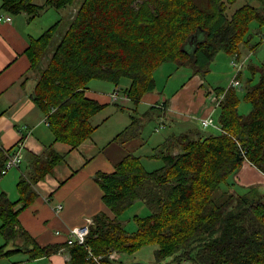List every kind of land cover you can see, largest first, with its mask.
Returning <instances> with one entry per match:
<instances>
[{"label":"trees","instance_id":"16d2710c","mask_svg":"<svg viewBox=\"0 0 264 264\" xmlns=\"http://www.w3.org/2000/svg\"><path fill=\"white\" fill-rule=\"evenodd\" d=\"M74 2L2 0L1 8L34 17ZM258 2H246L229 16L224 0H83L46 63L43 58L60 20L31 41V70L39 71L31 96L46 113L55 139L77 147L93 134L97 125L90 119L105 105L86 94L90 80L118 84L127 76L131 85L124 92L137 101L156 88L154 72L164 62L191 65L195 73H205L219 51L240 55L241 43L250 40L252 20L264 23V0ZM198 32L204 35L191 53L186 45ZM217 90L225 92L217 106L219 133L168 136L157 146L155 155L164 160L157 169H147L140 155L128 153L113 171L96 174L114 216L96 214L84 244L65 240L69 264H126L109 255L133 253L148 244L157 245L156 264H264V194L256 188L243 194L222 189L245 159L264 172V63L259 80L246 85L249 113H240L235 87ZM139 127L134 113L114 140H130ZM174 145L180 146L177 152ZM0 154L5 157L3 150ZM65 158L66 153L46 146L32 174L20 177L19 199L0 192V232L5 239L0 256L25 252L33 259L60 250L59 244H37L18 215L37 196L34 183ZM3 165L4 161L0 177ZM137 200H143L150 212L135 215L137 228L129 231L120 216ZM90 251L102 256L100 263Z\"/></svg>","mask_w":264,"mask_h":264},{"label":"crops","instance_id":"0c3cea01","mask_svg":"<svg viewBox=\"0 0 264 264\" xmlns=\"http://www.w3.org/2000/svg\"><path fill=\"white\" fill-rule=\"evenodd\" d=\"M1 3L2 0H0V15L9 13L1 8ZM51 8H47L45 12H50ZM9 14L10 20H0V150L14 148L19 141L23 142V148L20 165L11 168L0 177V192L5 191L11 199L14 198L12 200H18L19 192H16L13 184L18 183L22 175L32 174L34 161L44 152L46 146L52 145L58 152L66 153L65 160L56 164L42 179L34 183L37 196L19 212L18 217L23 227L40 246L62 245L55 253L33 259L23 252L27 261L33 262L32 264H69L70 252L65 243L64 231L72 226L84 224L86 217H94L100 212L114 216L113 211L103 200L104 192L96 179V174L99 171H113L116 163L126 154L134 153V149L139 144L132 143V138L120 143L114 140L115 134H118L120 129L106 141L96 137V129L99 126L93 121L96 114L90 119L92 124L97 125L95 131L77 147L72 148L70 144L56 140L46 119V113L31 96L38 75L31 77L34 70H31V60L27 53L31 41L55 22L47 27L36 21L39 14L34 17H30L26 12ZM203 35L202 32H198L188 41L186 46L191 53ZM229 56L232 59V55ZM239 56L242 57V54ZM200 75L201 73L193 76L173 98L157 91V88L144 93L135 101V104L149 108L141 115H136L139 125H143L145 120L154 116L160 121L159 125L164 124L161 129L168 124L171 127L172 125L178 127L177 132L170 135L182 132L197 135L207 132L206 128L201 126L199 119L210 113L214 117L217 108L213 109L214 104L208 103L207 97L203 95H201L204 97L203 100L201 97L196 98V95H200V85L204 84ZM100 82L103 81L96 83L97 86L114 87L113 83ZM119 88L122 90V87ZM191 93L193 98L190 99ZM86 94L99 102L107 103L111 100L118 106L122 105L120 102H126L122 99L113 100L109 93L91 90L89 83ZM134 112H137V109ZM130 120L132 122V114ZM196 122L202 128L195 126ZM210 127L221 131L219 123ZM141 141L139 143H142ZM4 160L5 157H1L0 154V163ZM222 185L223 190L235 193L243 194L251 188H256L264 194V172L245 159ZM60 203L63 207L57 213L55 209ZM1 222L0 218V225ZM0 234L1 245L5 239L1 232ZM9 246H13V242ZM18 253L20 252L15 254ZM118 255L120 257L117 252L114 259L118 258ZM0 264L15 263H9L6 261V256H0Z\"/></svg>","mask_w":264,"mask_h":264},{"label":"rangeland","instance_id":"374dc122","mask_svg":"<svg viewBox=\"0 0 264 264\" xmlns=\"http://www.w3.org/2000/svg\"><path fill=\"white\" fill-rule=\"evenodd\" d=\"M44 1L45 0H35V2L41 4L44 3ZM224 1L226 2V12L229 16H231L239 6L246 2L254 5L259 4L258 0ZM82 2L83 0H75L72 5L61 9L51 8L52 10H50V12H45V10H42L43 12L41 11L42 13L40 12L39 16H37L36 21H38V23L45 24L47 27L50 26L53 22L60 20V24L54 34V38L52 39L46 55L43 58V63H46L49 55H51L53 49L57 45V42L66 32L70 22L73 20V17L75 16L77 9ZM248 36H250V40L246 43H241L240 45V54H242L241 58L246 60V66L243 68L242 75L239 76L241 85L239 87H236L237 93L240 97L238 109L242 114L249 113L252 108V104L246 98V85L249 83L254 84L259 80L260 69L264 63V23L256 19L252 20L250 23V31ZM249 65L255 66L256 70L253 71L249 67ZM36 74L39 75V71L34 70L31 74V77L33 78ZM196 74L199 73H195V70L191 65L179 64L176 61L164 62L154 72L157 91L162 92V94L165 93L169 98H173V96L177 94L179 90L187 85L184 84L191 80V78ZM235 75L236 69L231 63L229 54L225 51H219L215 55V58L212 60L209 66V70L205 73H201L200 75L201 79H203L204 84L200 85V95H196V98L198 99L201 97V99L203 100L204 97H207L206 100H208V103L215 104L219 96V91L217 90V88L229 87ZM99 81L113 83L114 87L112 88L110 86H97L96 83H99ZM118 85L119 87H122V90L124 91L130 87L131 79L127 76H124L121 78L118 84L99 78H94L89 82V88L91 90H95L100 93L106 92L109 93V95H111L113 90ZM209 92L211 93L209 94ZM201 95H203L204 97H202ZM191 98H193L192 93L190 95V99ZM122 100L126 102H120L122 104L120 106H118L116 102H113L111 100L107 103L101 102L105 105L100 111H98V113H96L93 118V121L99 125L96 129V137H100L104 141L108 140L112 136V134L116 132V130L120 129L122 131L129 125V122L131 121V114L135 113V115L139 116L149 109L148 107H143L135 104V101H133L132 99ZM136 109L137 112H134ZM214 118L216 124L219 123V108L215 112ZM159 122L160 121H158V119H156L154 116L149 118L148 120H145L144 124L140 125V127L138 128L137 137L132 138V143L139 144L133 152L141 155L144 166L149 170L157 169L164 165V160L161 157L155 155L157 146L163 143L171 133L177 132L178 130V127L176 125H172L171 127L169 124L163 129L160 128L159 130H156V127L159 126ZM195 126L202 128L198 124V122H196ZM206 131L207 132H204V135H207L209 133L217 134L220 132V130L213 127L206 128ZM189 134L193 136L196 135L195 133ZM116 135L117 133L115 134V136ZM139 141H141L142 143H139ZM179 148V145H174L172 150L174 152H177ZM13 188L16 190V192L18 191L17 183L13 184ZM149 212L150 208L148 207V205L143 200H137L121 214L120 220L124 223L127 230L134 231L137 228L135 215L146 216L149 214ZM0 237H2L1 234ZM156 248L157 245L148 244L133 253H119L120 257L118 255V258L116 259L124 261L126 264H131L136 261H143L148 264H156ZM115 253L117 254V252ZM25 257V254L23 252H20L9 258L6 257V261H8L9 263L13 262L15 264L33 263L27 261Z\"/></svg>","mask_w":264,"mask_h":264},{"label":"built area","instance_id":"2783aa9c","mask_svg":"<svg viewBox=\"0 0 264 264\" xmlns=\"http://www.w3.org/2000/svg\"><path fill=\"white\" fill-rule=\"evenodd\" d=\"M5 19V20H10L11 15L9 13L7 14H1L0 15V20ZM232 65L236 69V75L233 77L230 87H239L241 85V80L239 78V73L243 70V68L246 65V60L242 59L237 53H234L232 55L231 59ZM225 92L219 94L216 103L214 104V108H217L219 105L221 99L224 97ZM111 97L113 100H119V99H130L127 93L122 91L119 87H116L113 92L111 93ZM200 124L202 127L207 128L210 126H217L215 122V118L213 117L212 113L200 117ZM164 124H160L159 126L156 127V130H159L162 128ZM22 148H23V142L19 141V143L16 145L14 148H9L4 150L5 154V160H4V165L2 167V173L5 174L10 170L11 168L18 167L20 165L21 159H22ZM63 204L60 203L56 207V212L59 213L60 210L62 209ZM94 223V218L93 217H86L85 223L82 225H77V226H72L64 231L65 237L67 244H84L86 242L87 236L90 231V226ZM57 233H60V231H57ZM90 255L93 257V259L97 262L100 263L101 255H93L90 251ZM111 258L116 257V253H111L109 255Z\"/></svg>","mask_w":264,"mask_h":264},{"label":"water","instance_id":"95a60500","mask_svg":"<svg viewBox=\"0 0 264 264\" xmlns=\"http://www.w3.org/2000/svg\"><path fill=\"white\" fill-rule=\"evenodd\" d=\"M194 36H195V35H192L191 38L194 37ZM191 38H190V39H191ZM198 41H199V40H198ZM195 46H196V45H195Z\"/></svg>","mask_w":264,"mask_h":264},{"label":"bare ground","instance_id":"6f19581e","mask_svg":"<svg viewBox=\"0 0 264 264\" xmlns=\"http://www.w3.org/2000/svg\"><path fill=\"white\" fill-rule=\"evenodd\" d=\"M102 229V228H101Z\"/></svg>","mask_w":264,"mask_h":264}]
</instances>
